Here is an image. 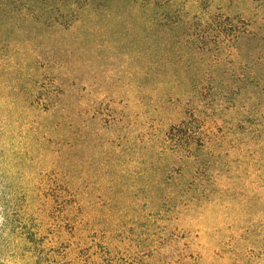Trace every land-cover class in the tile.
Masks as SVG:
<instances>
[{
    "label": "rangeland",
    "instance_id": "1",
    "mask_svg": "<svg viewBox=\"0 0 264 264\" xmlns=\"http://www.w3.org/2000/svg\"><path fill=\"white\" fill-rule=\"evenodd\" d=\"M32 261L264 264V0L0 1V264Z\"/></svg>",
    "mask_w": 264,
    "mask_h": 264
},
{
    "label": "trees",
    "instance_id": "2",
    "mask_svg": "<svg viewBox=\"0 0 264 264\" xmlns=\"http://www.w3.org/2000/svg\"><path fill=\"white\" fill-rule=\"evenodd\" d=\"M1 1V0H0ZM22 2H26V1H31V0H20ZM192 126L188 125L185 121L180 123L179 125L173 127L170 131V133H172L174 140L176 139L178 141V145H180V147L182 146L181 143L186 142V143H191L192 145H196L199 144L198 140H196L195 138V133L192 132ZM200 145V144H199ZM61 197H56V201H60ZM70 206V204H68V202L63 203V205L60 207L61 209L59 210L61 214H64L66 208H68ZM5 225L7 227V229H9V233L11 234L12 237L17 238L18 241H21V243L24 246H29V245H35L36 250L32 251V252H28V254H36L37 252H39V246H41L43 243H36L37 237L35 234L31 233L30 231L28 232H24L22 231V229H20L19 227L14 226V221L12 219L9 218V216H6L3 218ZM55 222V220H54ZM66 225H63L62 223H55L54 224V230L52 231V243L57 244L56 242L59 240H62V242L60 244H67L68 242H70V238L74 237L76 232H77V227L72 226L69 228V230H66L65 228ZM11 229V230H10ZM21 230V231H19ZM42 241V240H41ZM55 248V247H53ZM27 256V255H25ZM35 256V257H34ZM55 256L57 257L58 255L55 254ZM38 257V256H37ZM36 255L33 256H28L25 257L26 260H33V258H37ZM33 264H35V262L32 261Z\"/></svg>",
    "mask_w": 264,
    "mask_h": 264
}]
</instances>
